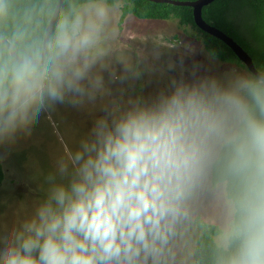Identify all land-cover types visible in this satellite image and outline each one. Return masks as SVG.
I'll return each instance as SVG.
<instances>
[{
	"label": "clouds",
	"instance_id": "clouds-1",
	"mask_svg": "<svg viewBox=\"0 0 264 264\" xmlns=\"http://www.w3.org/2000/svg\"><path fill=\"white\" fill-rule=\"evenodd\" d=\"M26 7L0 0L19 16L0 31V145L53 104L96 114L0 214V264H264V67L170 63L149 95L98 104L112 6Z\"/></svg>",
	"mask_w": 264,
	"mask_h": 264
},
{
	"label": "rangeland",
	"instance_id": "rangeland-1",
	"mask_svg": "<svg viewBox=\"0 0 264 264\" xmlns=\"http://www.w3.org/2000/svg\"><path fill=\"white\" fill-rule=\"evenodd\" d=\"M120 17L119 6H112L103 59L94 69L103 76L109 95L98 104L149 95L163 85L170 63L174 67L169 70L175 73L195 64L217 70L247 69L241 61L223 62L213 57L196 31L176 19L143 20L128 15L120 24ZM95 114L92 106L53 104L37 113L28 130L14 142L0 145L6 174L0 186V214L11 219L22 203L36 197L41 173L64 147L86 132Z\"/></svg>",
	"mask_w": 264,
	"mask_h": 264
},
{
	"label": "trees",
	"instance_id": "trees-1",
	"mask_svg": "<svg viewBox=\"0 0 264 264\" xmlns=\"http://www.w3.org/2000/svg\"><path fill=\"white\" fill-rule=\"evenodd\" d=\"M15 2L18 5H27L24 10L25 15H31L33 6H36L38 12L40 5L48 3L56 7L59 0H15ZM107 3L110 6H119L120 24L128 15L143 20L176 19L180 25L191 27L196 31L213 57L223 62L240 63V59L225 42L202 31L196 25L194 9L190 6L150 0H107ZM203 17L208 23L234 38L252 57L256 69L264 67V0H215L203 8ZM18 19L17 12H11L8 18L0 21V31L10 29ZM5 179L4 166L0 160V186Z\"/></svg>",
	"mask_w": 264,
	"mask_h": 264
},
{
	"label": "water",
	"instance_id": "water-1",
	"mask_svg": "<svg viewBox=\"0 0 264 264\" xmlns=\"http://www.w3.org/2000/svg\"><path fill=\"white\" fill-rule=\"evenodd\" d=\"M65 0H59L56 9L63 6ZM158 3H170L174 5L190 6L194 9V19L196 25L204 32H207L216 38L225 42L237 55L241 62L245 64L248 70H257L249 53L231 36L208 23L203 17V8L215 0H195V1H179V0H150Z\"/></svg>",
	"mask_w": 264,
	"mask_h": 264
}]
</instances>
